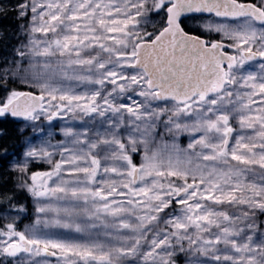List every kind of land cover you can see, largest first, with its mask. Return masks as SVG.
<instances>
[{
  "label": "snow or ice",
  "instance_id": "6c2138e0",
  "mask_svg": "<svg viewBox=\"0 0 264 264\" xmlns=\"http://www.w3.org/2000/svg\"><path fill=\"white\" fill-rule=\"evenodd\" d=\"M16 7L0 116L33 129L12 170L35 209L20 230L0 193V264H264V0Z\"/></svg>",
  "mask_w": 264,
  "mask_h": 264
},
{
  "label": "trees",
  "instance_id": "16d2710c",
  "mask_svg": "<svg viewBox=\"0 0 264 264\" xmlns=\"http://www.w3.org/2000/svg\"><path fill=\"white\" fill-rule=\"evenodd\" d=\"M3 10L0 11V56L11 52V41L19 42V39L13 40L12 34L21 26L20 23L27 26L26 18H18L16 6L24 0H4ZM20 90L29 89L18 86ZM19 123L12 120L9 116L0 118V193H6L14 196L13 204L23 206L31 213L30 195L19 188L15 179L16 174L9 167L8 161L12 154H18L21 146L22 132L19 129ZM28 130H25V133ZM136 157V156H135ZM7 204L0 203V210L7 207Z\"/></svg>",
  "mask_w": 264,
  "mask_h": 264
},
{
  "label": "rangeland",
  "instance_id": "374dc122",
  "mask_svg": "<svg viewBox=\"0 0 264 264\" xmlns=\"http://www.w3.org/2000/svg\"><path fill=\"white\" fill-rule=\"evenodd\" d=\"M4 2H5L4 0H0V5H3ZM16 13L18 15V9L17 8H16ZM29 18H30V15H29V17H26L27 24H28V19ZM20 25L22 26L23 23H20ZM21 26L17 29V31L15 33L12 34V37L14 38L13 40L18 39L17 37H19L20 39H19V42H17V43H15V41H11L10 45H13L11 47V50L15 46H18L21 43V41H23L25 39V37L23 35H21V31H22ZM10 54H11V52L9 54H2L0 56V58H3L5 56H9ZM18 86H23L24 88H28L27 85L20 84L19 82H17V83H9V85H8V87L10 89L11 88L19 89ZM0 94H4L2 92V90H0ZM3 117H5V116H0V118H3ZM68 122L69 121H66V120H55V121H52L51 124H49L48 122H44V121L37 122V123L41 124L46 129V133H47V131H51L52 132V136L50 137V139H51V142L53 144H55L58 140H62L63 139V136L59 134L60 128L63 127ZM27 125L28 124H26V123H25V125L23 123H21L19 125V129L20 130L24 129V131H21L23 135H21V146L19 148L18 154H12L11 155V158H10V161H9V167L11 169H12L13 163L17 159L22 157L23 152L26 150L28 139L31 138V136H32L33 129L31 127H28ZM25 130H28V131L25 133ZM46 133H45V138H49V137H47ZM34 142H36V141L34 140ZM180 143H181V146H186V144L188 143V137L186 135L185 136H181L180 137ZM135 156H134V160H135V162L138 163L139 160H140V157H139V155H135ZM48 168H49V166L46 163L31 164L30 168H29V174L31 172H33V171H46V170H48ZM14 173L16 174L15 179L17 181V184L19 185L20 182H21L20 178H19V175L15 171H14ZM16 206H18V205H16ZM31 208H32L31 213H29V211L24 208L25 211L20 214L21 219H20V222L18 223V228L20 230L25 229L26 226L29 225L34 219L35 201L33 200L32 197H31ZM3 210H0V223L6 224L8 222H12L13 218H15V215H16L15 212H13L11 215H7V214L4 213ZM5 216H6V218H5ZM260 219L264 220V216H261ZM178 264H185V260H184L183 257L180 258Z\"/></svg>",
  "mask_w": 264,
  "mask_h": 264
},
{
  "label": "water",
  "instance_id": "95a60500",
  "mask_svg": "<svg viewBox=\"0 0 264 264\" xmlns=\"http://www.w3.org/2000/svg\"><path fill=\"white\" fill-rule=\"evenodd\" d=\"M14 118V117H13ZM16 121H23L21 118H14Z\"/></svg>",
  "mask_w": 264,
  "mask_h": 264
}]
</instances>
